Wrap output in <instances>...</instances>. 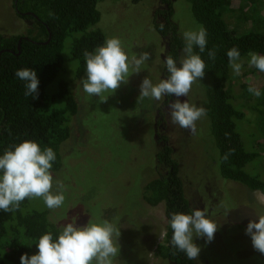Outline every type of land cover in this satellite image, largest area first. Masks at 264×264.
Masks as SVG:
<instances>
[{"label": "rangeland", "instance_id": "rangeland-1", "mask_svg": "<svg viewBox=\"0 0 264 264\" xmlns=\"http://www.w3.org/2000/svg\"><path fill=\"white\" fill-rule=\"evenodd\" d=\"M253 3L256 18L264 20V0H231V10L224 12V19L233 35L252 27L251 23L243 22L242 15ZM172 8L171 21L177 26L180 37L181 28L199 26L192 17L188 0H172ZM97 9L100 20L96 28L103 32L105 39L119 37L130 55L146 51L150 59L145 70L132 74L127 84H122L106 101L100 102L98 97L89 98L83 92L82 77L75 78L77 62L70 60V49L72 38L79 34L66 38L62 69L45 92L49 108L62 109L64 102L56 93L59 82L65 81L78 106L76 115L69 118L70 137L60 146L62 166L53 172L54 178L66 186V202L62 208L49 210L41 199H30L24 211H47L55 225L66 215L69 221L78 216V225H83L91 218L90 214H100L121 227V251L115 264H172L162 260L156 251V247L163 244L166 231L164 204L151 207L143 200L146 183L164 172L156 154L161 146L159 140L166 138L173 149L190 209H203L207 205L209 214L212 211L219 224L212 242L195 239L201 247L195 264H264V254L253 248L250 237L245 234L249 220L258 212L264 213V196L220 178L218 154L208 119L197 121V132L192 134L171 124L169 107L163 105V99L137 103L145 77L153 83L164 79L162 61L167 40L154 31L153 23L163 22V16L157 13L165 6L160 0H141L137 4L132 0H102L97 3ZM27 26L16 17L12 0H0V34H23ZM253 69L245 60L240 76L230 70L227 85L235 98L237 105L234 106H241L245 113V118L235 124L248 151L253 150L250 145L262 143L255 113L258 110L256 97L243 87L251 85L264 91V72L252 73ZM210 81V76L205 74L201 81L195 82L189 101L203 106ZM175 99L174 95L171 102ZM179 99L183 102L187 97ZM250 165L246 170L249 171ZM18 242L29 246V255L37 252L35 241L23 237Z\"/></svg>", "mask_w": 264, "mask_h": 264}, {"label": "trees", "instance_id": "trees-1", "mask_svg": "<svg viewBox=\"0 0 264 264\" xmlns=\"http://www.w3.org/2000/svg\"><path fill=\"white\" fill-rule=\"evenodd\" d=\"M99 1L102 0H12L16 17L28 26L23 34H0V153L14 143L35 140L41 147L55 150L57 160L52 172L61 168L60 146L70 137L69 118L76 115L78 106L65 81L59 82L56 93V97L64 102L62 109H50L45 92L62 69L64 43L73 33L79 34L72 38L70 49V60L77 62L75 78L85 75L84 51H91L105 41L103 32L96 28L100 20ZM140 1L132 0V3ZM160 3L165 9L157 14L163 16V22H154L153 29L167 40L164 59L167 55L179 57L183 40L171 21L172 0H160ZM188 3L195 22L207 29V48L215 46L217 53L214 61L208 59L207 51L201 55L206 63L205 74L211 78L203 107L207 110L210 134L218 154L219 176L224 181L238 183L264 196V97L256 98L255 106L258 108L255 113L258 114L262 143L250 145L253 150L248 151L236 129L235 122L243 120L245 113L241 106L239 109L234 106L237 105L235 98L227 87L231 69L226 55L233 46L240 49L244 61H247L250 51L264 54V20L256 18V7L251 4L248 14L242 15V20L251 23L252 27L235 36L224 19V12L231 10V0H188ZM25 67L34 68L38 73L39 95L35 99L24 95L23 82L15 77V71ZM254 71L258 72L255 68L251 72ZM163 74L164 79L167 78L164 66ZM243 87L247 92L248 87ZM173 96H165L163 105L168 106ZM159 141L161 146L156 159L164 172L146 183L143 191V200L148 206L164 204L166 231L163 244L157 246L156 251L162 260L172 264H195L170 245L172 230L168 225L169 214L173 211L188 212L190 206L185 199L173 149L166 138ZM249 165L248 171L246 168ZM29 201L26 199L13 213L0 211V264H20V256L30 254L29 246L18 242L20 238L36 242L46 231H56V225L49 220L47 211H24Z\"/></svg>", "mask_w": 264, "mask_h": 264}, {"label": "clouds", "instance_id": "clouds-1", "mask_svg": "<svg viewBox=\"0 0 264 264\" xmlns=\"http://www.w3.org/2000/svg\"><path fill=\"white\" fill-rule=\"evenodd\" d=\"M183 40L182 55H167L162 61L168 75L153 83L145 77L140 84L137 103L146 99L161 101L165 96L177 99L170 102L171 124L197 132V121L207 116V110L190 102L188 97L195 82L205 76L206 63L202 53L207 51L210 60L216 59L215 46L208 49V32L203 26L193 29L181 28ZM196 49L199 51L197 52ZM228 65L233 75L240 76L245 67L241 51L237 46L227 50ZM85 75L80 87L89 97H98L104 102L122 85L127 84L132 74L146 68L149 52L129 54L119 37H109L83 53ZM246 61L249 68L264 72V54L250 51ZM15 77L23 82L24 95L37 98L40 80L34 68H20ZM247 91L256 98L264 91L249 86ZM187 97L183 102L179 97ZM227 158V157H225ZM57 154L52 147H41L35 140L25 139L14 143L0 153V211L15 212L26 199H41L49 210L62 208L66 202L65 184L54 178L52 169ZM207 205L203 209L192 208L188 212L173 211L168 225L172 230L170 245L182 252L189 261L197 260L201 247L196 238L207 243L213 241L219 224ZM86 224L78 225V216L68 220L67 215L56 222V231H46L35 242L37 252L20 256V264H115L120 255L121 227L100 214H90ZM61 221H68L60 223ZM245 234L251 239L253 248L264 254V213L258 212L249 220Z\"/></svg>", "mask_w": 264, "mask_h": 264}, {"label": "water", "instance_id": "water-1", "mask_svg": "<svg viewBox=\"0 0 264 264\" xmlns=\"http://www.w3.org/2000/svg\"><path fill=\"white\" fill-rule=\"evenodd\" d=\"M50 40V36H49V39L48 41ZM48 41L46 43H48ZM19 49H20V45L18 44V53H19ZM10 53H13L12 51H9ZM2 53V51H0V54Z\"/></svg>", "mask_w": 264, "mask_h": 264}]
</instances>
